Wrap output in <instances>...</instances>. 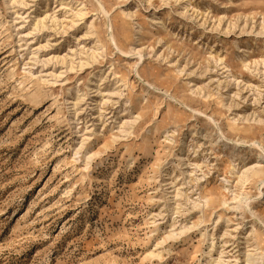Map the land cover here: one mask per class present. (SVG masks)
<instances>
[{"label":"rangeland","instance_id":"1","mask_svg":"<svg viewBox=\"0 0 264 264\" xmlns=\"http://www.w3.org/2000/svg\"><path fill=\"white\" fill-rule=\"evenodd\" d=\"M0 264H264V0H0Z\"/></svg>","mask_w":264,"mask_h":264}]
</instances>
